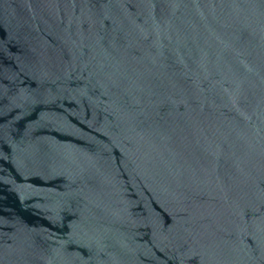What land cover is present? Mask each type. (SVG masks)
Listing matches in <instances>:
<instances>
[{
    "label": "water",
    "instance_id": "obj_1",
    "mask_svg": "<svg viewBox=\"0 0 264 264\" xmlns=\"http://www.w3.org/2000/svg\"><path fill=\"white\" fill-rule=\"evenodd\" d=\"M0 264H264V0H0Z\"/></svg>",
    "mask_w": 264,
    "mask_h": 264
}]
</instances>
